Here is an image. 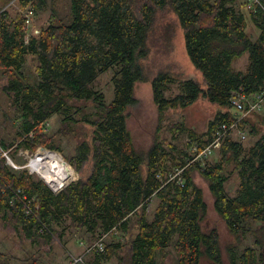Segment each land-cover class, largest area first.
Returning a JSON list of instances; mask_svg holds the SVG:
<instances>
[{"label":"trees","instance_id":"16d2710c","mask_svg":"<svg viewBox=\"0 0 264 264\" xmlns=\"http://www.w3.org/2000/svg\"><path fill=\"white\" fill-rule=\"evenodd\" d=\"M7 1L1 0L2 6L16 1L20 9L12 16L9 8H0V70L6 79L0 91L11 96L17 132L12 142L0 138V147L8 152L20 148L35 152L43 146L62 152V136L81 121L91 128V135L77 142L75 152L65 158L79 173L89 163L92 171L56 193L37 173L14 169L0 156L4 230L9 235L22 234L34 244H50L53 236L60 238L67 231L59 222L62 214L79 232L98 231L99 237L112 234L106 251L95 253L106 262L162 264L172 246L177 264H201L203 258L214 264H264V239L259 236L264 226L259 234L252 227L264 223V116L253 112L240 121L244 125L257 114L250 127L256 139L248 150L230 132L215 163L195 159L220 125L236 120L231 111L234 93L254 94L264 87V0L251 9L249 1H244L259 29L256 39L247 31V15L237 0H73L70 23L53 19L28 39L24 12L34 6L37 13L47 0ZM169 14L182 27L186 52L202 74L200 81L182 82L181 92L174 96L165 95L172 73L161 70L150 78L141 62L149 57L155 35L162 29L163 38L173 32ZM244 53L249 54V67L235 72L233 62ZM29 55L36 62L35 80L26 72ZM115 66L114 98L108 101L94 82ZM137 81L151 83L159 120L167 110L187 109L203 97L225 110H219L202 133L184 121L178 124L177 129L188 130V145L194 153L185 159L167 150L158 135L148 148L140 149L128 127V110L138 102ZM55 115L62 126L51 133L46 124ZM173 160L177 168L171 170ZM195 172L207 181L214 209L234 238L226 246L217 226L203 227L208 204ZM235 175L238 185L230 195L227 184ZM19 187L34 199L33 206L39 205L37 214H24V201L15 193ZM153 198L158 205L148 220ZM58 225L59 230L54 227ZM248 234L255 236L258 246L240 248L235 241ZM11 258L0 252V264H8ZM25 264L41 263L30 256Z\"/></svg>","mask_w":264,"mask_h":264},{"label":"rangeland","instance_id":"374dc122","mask_svg":"<svg viewBox=\"0 0 264 264\" xmlns=\"http://www.w3.org/2000/svg\"><path fill=\"white\" fill-rule=\"evenodd\" d=\"M246 1V0H245ZM6 2V1H5ZM7 2H10L7 1ZM238 4L245 11L247 19L250 24L247 26V31L251 34L252 39H256L259 35V30L253 25L250 20L249 11L244 5V0H238ZM12 3V1L10 2ZM0 0V8H9L8 11L12 16L16 15V12L20 9L18 3L10 4L8 6H2ZM72 5L73 0H47L45 6L38 10L33 19V25L31 27V32L34 28L39 30L42 27L47 26L51 20L54 19L55 22L65 21L70 23L73 20L72 14ZM1 11V10H0ZM264 15V10H263ZM173 26V32L168 37H164L163 29L161 33L154 37L153 41L150 44V54L148 58L143 59L141 62L145 64L146 73L149 74V77L157 75L161 70H169L172 73V81L168 84V87L165 89L166 96H174L181 92L182 85L187 79H196L202 80V74L199 70L196 69L194 63L188 56L185 48V37L184 31L180 26L179 22L174 18L172 14H169L168 19ZM167 22L165 23V25ZM27 36H29L27 32ZM248 55V53H246ZM248 57H241L236 60L235 65L239 68L245 69L248 63ZM238 62V63H237ZM36 62L32 60V56H27L26 60V72L31 76L32 80L36 78ZM120 68V67H119ZM118 67L115 66L109 69L106 72H103L94 82V88L99 89L104 92L105 97L108 101H111L114 98L115 93V76L117 75ZM6 83V79L2 75L0 70V84ZM135 95L138 99L136 105L131 106L128 110V127L131 130L135 143L138 148L146 149L148 148L156 135L164 141L167 150L172 151L178 158L185 159L190 154H194L191 148L188 145L189 142V132L188 130L182 131L176 127L182 121L185 125L193 128L198 133H202L208 129L210 120L215 118V115L219 110H225L216 105L215 103L208 101L206 98L198 99L193 105L189 106L187 109H169L166 111L162 120H159V112L157 106L153 99V89L149 81H137ZM11 96L6 95V93L0 91V138H3L5 141L12 142L16 136V127L13 125V119L15 112L12 109L10 99ZM231 111L236 113L232 108ZM261 114L264 113L263 109L260 111ZM9 116H8V115ZM259 116H264V115ZM256 115L249 117V121L242 125L246 132L245 139H242L243 145L248 146L251 143H254L256 137L250 133L251 124L253 125V119ZM49 132H55L61 129L62 121L60 116H53L52 119L47 122ZM189 128V131H190ZM242 130L243 128L240 127ZM91 128L83 123L79 122L74 126V130L62 136V148L63 151H57L60 155L63 156L67 162L65 155L73 154L75 152V147L77 142L87 138L91 135ZM238 131V130H237ZM238 138V137H237ZM166 141L171 142L175 146V149L172 148L170 144H167ZM53 150V149H46ZM7 152V155L17 164L24 165L28 162V157L31 155L35 159L37 154L41 152V149L36 150L31 154H23L22 150L19 149L17 152L14 150L12 152ZM186 152H189L186 154ZM0 156H4L7 159V163L11 166L10 161L4 153V150L0 147ZM220 158V149L216 150L212 155L205 159L204 164H212L213 161ZM69 168L73 172V177L66 178L67 181L73 182L78 180L83 175H89L92 171V163H89L84 167L83 172H77L73 166L69 163ZM19 168V167H18ZM171 170L176 169L174 160L171 161L170 165ZM17 169V168H14ZM20 169V168H19ZM22 169V168H21ZM33 170V169H32ZM36 171V170H34ZM37 173V172H36ZM38 176L40 173L38 172ZM195 181L199 186L204 189V195L206 202L208 204V213L203 221V227L209 229L211 227L217 226L219 231H221V240L223 245H227L229 242L234 241V238L229 234L226 229V226L221 222L218 217L214 205H213V196L209 190L207 181L198 173L194 174ZM238 185V178L236 175L227 184V192L230 195H234ZM158 205V199L153 198L148 206V219L152 220L156 207ZM60 223L67 227L66 233L62 237L53 236V241L48 244L47 242L40 241L39 243L34 244L27 237L25 238L22 234L20 236L9 235L3 228V225L0 220V252L6 253L12 256L8 264H25L27 258L34 256L40 260L41 264H67L71 254H81L84 251V247L81 244L93 243L96 241L100 235V232L94 231L90 233H82L75 230L74 226L70 224V220L66 215H60ZM264 226V223L257 222L253 223L254 229H258V234L261 232L260 229ZM55 229L61 228V225ZM119 235V233H116ZM262 235L261 239H264V233L261 232L259 236ZM112 234H109L105 239L106 244L111 240ZM255 236L248 234L244 239L241 238L235 243H239L240 248H244L248 245H253L257 247L255 243ZM225 246L223 250L225 252ZM171 248V249H170ZM173 247L168 248V253L166 258L161 260L162 251H160L159 261L161 260L162 264H177L176 256L177 253L172 249ZM87 261L89 264H117L116 260L106 262L102 259H97L96 255L88 254ZM201 264H214L211 261H208L206 258H203Z\"/></svg>","mask_w":264,"mask_h":264},{"label":"built area","instance_id":"2783aa9c","mask_svg":"<svg viewBox=\"0 0 264 264\" xmlns=\"http://www.w3.org/2000/svg\"><path fill=\"white\" fill-rule=\"evenodd\" d=\"M255 4H260L259 0H251L249 7L253 8ZM25 28L30 35L31 33V27L33 25V19L34 16L36 15V11L34 6H29L25 12ZM39 29L33 30V33H39ZM29 36H26L28 39ZM232 104H233V109L236 112V120L229 124V123H223L222 125L219 126L215 133V137L213 140L208 144L205 148H203L196 156L195 159H204L212 155L216 150H219L220 147L222 146L224 140L228 136L232 130H238L239 134L244 137L245 132L240 128V121L246 117L247 115L253 113V112H258L263 109L264 107V87L261 88L260 91L254 93V94H248L244 91H237L234 93L232 96ZM43 148V146H39L37 151L39 149ZM22 150L21 153L23 154H31L34 153L30 151L27 148H20ZM5 155L7 156L8 160L11 163V166L17 169H27L30 173H36L37 171H34L31 169V161L33 160L34 157L31 155L28 157V162L24 165H19L15 163L8 155L7 152L4 151ZM17 164V165H16ZM19 167V168H18ZM38 174V172H37ZM41 178H43L46 183L53 189L54 192L59 193L61 192L67 185H69L71 182L64 180V182L58 183V184H51L49 181H47L46 178H44L42 175H40ZM15 193L17 195H20L22 200L24 201L23 205V212L25 215L30 216L33 214H37L39 210V205L35 204L33 206V199H30L24 192L22 188H16ZM15 198H11V202H14ZM43 232V227L40 230ZM110 234V232L102 234L96 241L93 243H87L84 244L82 242L81 244L84 247V251L81 254H71L69 261L67 264H89L87 261V255L88 254H95V253H101L106 251V242L105 239L107 236Z\"/></svg>","mask_w":264,"mask_h":264},{"label":"bare ground","instance_id":"6f19581e","mask_svg":"<svg viewBox=\"0 0 264 264\" xmlns=\"http://www.w3.org/2000/svg\"><path fill=\"white\" fill-rule=\"evenodd\" d=\"M248 1L250 5L251 0ZM255 5L253 6V8L255 7ZM249 9L251 8L249 7ZM240 137L245 138L246 134L244 137H242L241 135ZM31 169L39 172L40 175L46 178L47 181H49L51 184H58L64 182L66 178H71L74 175L62 155H60L55 150H46L45 147H43L41 149V152L37 154V157L31 161Z\"/></svg>","mask_w":264,"mask_h":264},{"label":"crops","instance_id":"0c3cea01","mask_svg":"<svg viewBox=\"0 0 264 264\" xmlns=\"http://www.w3.org/2000/svg\"><path fill=\"white\" fill-rule=\"evenodd\" d=\"M245 1V0H244ZM237 3H239L238 2V0H237ZM255 17H250V20L252 21V23H253V25L258 29V27L256 26V21H254L253 19H254ZM257 20H260V17L258 18V16H257ZM249 20L247 19V23L248 24H250V22H248ZM251 25V24H250ZM36 29H38V28H34V30H36ZM259 30V29H258ZM249 32V31H248ZM32 33V32H31ZM249 34H251L250 32H249ZM252 35V34H251ZM243 56H245V57H248V60H249V54L248 55H246V53H244L241 57H243ZM241 57H239V58H237V59H235L234 60V62H233V65H232V68H233V70L235 71V72H239V71H247V69H248V67H249V63H250V61H248V63H247V67L245 68V69H243V68H239V67H237L236 65H235V63H236V60H238V59H240ZM238 63V62H237ZM224 111V110H223ZM260 111H262V110H260ZM260 111H258V114H261L260 113ZM263 111H264V107H263ZM261 115H264V113L263 114H261ZM247 123V122H246ZM242 128H243V131H245L246 132V130H245V128L242 126V125H240ZM230 137L233 139V140H237V141H241L242 142V139L240 138V134H239V132L237 131V130H232V132L230 133ZM238 137V138H237ZM243 139H245V138H243ZM243 143V142H242ZM253 145V143H251L250 145H248V146H244L245 147V149H249L251 146ZM217 161V160H216ZM216 161H213V163H215ZM212 163V164H213ZM149 220V219H148Z\"/></svg>","mask_w":264,"mask_h":264}]
</instances>
